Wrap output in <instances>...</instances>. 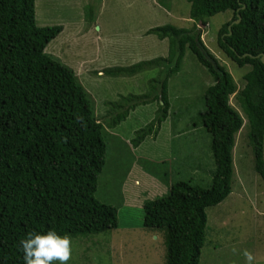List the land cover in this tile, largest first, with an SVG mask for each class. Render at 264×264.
Instances as JSON below:
<instances>
[{
	"label": "trees",
	"instance_id": "trees-1",
	"mask_svg": "<svg viewBox=\"0 0 264 264\" xmlns=\"http://www.w3.org/2000/svg\"><path fill=\"white\" fill-rule=\"evenodd\" d=\"M187 1L194 22L190 30L164 25L147 32L169 40L166 58L109 68L104 73L119 77L154 67L163 70L164 76L151 80L149 93L108 103V115H116L107 126L114 128L136 106L160 98L156 128L151 125L136 131L128 143L132 150L146 146L150 134L151 142H156L170 114L169 81L181 71L187 48L214 81L205 91V109L195 115L211 138L212 182L207 187L175 182L166 195L143 203L141 227L162 234L166 264L201 262L206 210L231 193L233 151L244 126L236 107L247 119L248 146L255 171L264 181V0ZM227 11L233 18L219 29L216 46L238 67L249 68L240 90L233 75L202 42V28H207L210 18ZM239 16L241 22L236 24ZM62 30L60 25H37L36 0H0V264H24L19 242L29 232L55 230L75 240L119 228L118 209L97 197L107 165L110 140L106 127L96 117L92 99L74 70L45 51ZM131 100L136 103L125 106ZM179 115L173 114L175 119ZM202 158L183 162L176 169L195 172ZM154 164L138 158L137 164L132 162L124 169L143 168L155 176L158 172L156 177L163 180L177 172Z\"/></svg>",
	"mask_w": 264,
	"mask_h": 264
},
{
	"label": "rangeland",
	"instance_id": "rangeland-1",
	"mask_svg": "<svg viewBox=\"0 0 264 264\" xmlns=\"http://www.w3.org/2000/svg\"><path fill=\"white\" fill-rule=\"evenodd\" d=\"M232 18L230 11L210 18L207 28H202V42L233 75L240 90L244 87L243 75L249 68L238 67L222 56L216 46L219 29ZM36 22L41 27H63L45 51L74 70L92 99L96 117L106 127L110 140L107 165L100 177L103 185L97 197L105 204L114 205L120 218L117 230L70 240L71 255L67 264H166L162 234H154L141 225L144 201L166 195L167 188L159 181L154 185L156 180L149 178L151 174L143 168L130 170L124 167L132 162L137 164L138 158H145L153 161L155 167L160 165L168 171L181 173L170 174L166 184L189 181L201 187L209 186L214 172L209 149L211 138L196 122L195 115L205 109V91L214 81L187 48L181 71L169 81L170 114L161 125L156 142H151L153 135L150 134L146 146L132 150L128 143L136 131L151 125L156 128L160 98L136 106L127 119L114 128L107 126L116 115L115 112L108 115L111 111L108 103H121L125 97L149 93L151 80L164 76L163 70L154 67L133 76L119 77L104 73L109 68L130 67L142 61L166 58L169 40L147 35V32L164 25L190 30L194 22L190 19L189 2L36 0ZM158 93L152 92V95ZM134 103L136 101L131 100L125 106ZM231 104L235 105L233 97ZM189 106L190 115L187 116ZM236 109L244 126L236 136L233 151L231 193L223 202L206 210V244L200 264H245L244 250L253 254V264H264V181L255 171L253 154L248 146L247 119L240 108ZM174 112L180 114L178 119L174 118ZM181 130L186 131L179 133ZM199 156L203 158L200 169L195 168L197 171L176 170L183 162L199 161ZM112 161L116 166L111 164ZM160 174L156 172V176ZM156 176L152 177L159 180ZM147 180L151 183L147 184Z\"/></svg>",
	"mask_w": 264,
	"mask_h": 264
},
{
	"label": "clouds",
	"instance_id": "clouds-1",
	"mask_svg": "<svg viewBox=\"0 0 264 264\" xmlns=\"http://www.w3.org/2000/svg\"><path fill=\"white\" fill-rule=\"evenodd\" d=\"M179 170V169H176ZM175 172L172 170L171 173ZM180 171V170H179ZM181 174L178 171L175 175ZM169 191L172 184L167 180L159 179ZM23 252L24 264H67L71 255V241L67 235H60L55 230L46 232H29L19 242ZM242 255L245 264H253L254 257L251 252L244 250Z\"/></svg>",
	"mask_w": 264,
	"mask_h": 264
},
{
	"label": "water",
	"instance_id": "water-1",
	"mask_svg": "<svg viewBox=\"0 0 264 264\" xmlns=\"http://www.w3.org/2000/svg\"><path fill=\"white\" fill-rule=\"evenodd\" d=\"M241 22V16H239L238 20L235 22L236 24H239ZM229 30L231 31V26L229 27ZM261 60L263 61L264 63V55L261 56ZM264 158V156H263Z\"/></svg>",
	"mask_w": 264,
	"mask_h": 264
},
{
	"label": "crops",
	"instance_id": "crops-1",
	"mask_svg": "<svg viewBox=\"0 0 264 264\" xmlns=\"http://www.w3.org/2000/svg\"><path fill=\"white\" fill-rule=\"evenodd\" d=\"M152 176H153V175H151L149 178H151V179H153V180H156V181H154V185H156V184L158 183L159 180L153 178ZM146 182H147V184H148V183H151L150 181L148 182V180H147ZM148 186H149V185H148Z\"/></svg>",
	"mask_w": 264,
	"mask_h": 264
}]
</instances>
